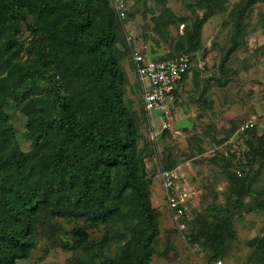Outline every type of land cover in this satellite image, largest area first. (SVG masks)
<instances>
[{
	"label": "rangeland",
	"instance_id": "obj_1",
	"mask_svg": "<svg viewBox=\"0 0 264 264\" xmlns=\"http://www.w3.org/2000/svg\"><path fill=\"white\" fill-rule=\"evenodd\" d=\"M116 1L109 0V7L115 14L117 52L127 78L124 104L139 127L138 151L153 182L150 200L158 212V236L150 264H212V248L206 238L197 244L191 240L196 234L210 235L211 229L233 233L219 257L224 264H264L248 246L264 236V4L242 12L244 0H122L124 8L118 10ZM23 16L33 25L32 16L26 12ZM204 18L207 20L201 24ZM13 35L9 27L1 44L0 80L10 69L26 71L33 66V56L27 53L31 40L27 25L19 23L17 36ZM236 42L238 49L228 56ZM183 44L182 52L192 56L183 85L185 99L173 107L164 129L158 112H152V120L143 111L142 87L133 69L131 49L155 58L170 57L180 53L177 48ZM54 74L50 68L47 76ZM60 87L65 95H72L81 84L61 79ZM17 88L51 127L55 119L51 87L26 81ZM251 117L256 118V129L236 138V149L223 146V140ZM3 139L24 154L33 148L27 117L0 83ZM170 167L180 169V192L188 195L185 231L189 233L179 232L166 204L161 173ZM231 176L236 182H231ZM124 206L131 217L128 202ZM126 226L124 222L105 226L41 218L34 249L16 264L86 261L80 251L71 249L78 242L76 231L83 229L90 242L106 245L122 238ZM111 244L105 250L107 256L118 252V244Z\"/></svg>",
	"mask_w": 264,
	"mask_h": 264
},
{
	"label": "trees",
	"instance_id": "obj_2",
	"mask_svg": "<svg viewBox=\"0 0 264 264\" xmlns=\"http://www.w3.org/2000/svg\"><path fill=\"white\" fill-rule=\"evenodd\" d=\"M257 3L264 4V0H244L241 11L248 12ZM23 12L33 17V25L26 23ZM115 21L109 0H0V60L9 27L15 37L19 23L27 25L31 38L27 53L33 56L30 69H10L0 80L27 117L33 141L32 150L24 154L6 139L0 140V264H16L29 257L41 218L127 225L122 238L108 240L106 245L90 242L83 229L76 231L78 242L71 249L87 258L76 264L151 262L158 212L150 200L153 182L138 151L139 127L124 104L127 78L119 62ZM238 47L236 42L228 56ZM185 48V44L179 45L177 55L157 59L189 54L182 52ZM50 68L55 71L51 77L47 76ZM61 79L76 81L81 88L65 95ZM26 81L51 87L55 110L51 127L43 122L34 103L18 94L17 87ZM142 107L145 112L143 102ZM259 141L263 146L262 136ZM230 179L236 182L234 177ZM125 202L131 207V217L123 211ZM209 231L210 235L196 234L191 240L197 244L205 237L214 263L233 233L230 229ZM111 243H117L119 249L116 255L107 256L105 250ZM248 246L264 263V236Z\"/></svg>",
	"mask_w": 264,
	"mask_h": 264
},
{
	"label": "built area",
	"instance_id": "obj_3",
	"mask_svg": "<svg viewBox=\"0 0 264 264\" xmlns=\"http://www.w3.org/2000/svg\"><path fill=\"white\" fill-rule=\"evenodd\" d=\"M116 7L118 10L123 9V1L117 0ZM131 59L135 75L142 87V102L147 116L152 119V112H158L163 128L167 129L173 107L184 102L185 96L182 94L183 85L192 67V56L190 54H180L171 59L159 60L148 57L137 49H133ZM255 126L256 118L251 117L239 125L235 134L223 146L228 147L230 145L231 148L236 149L235 139L253 130ZM237 155L239 154L237 153ZM236 173L240 175V171ZM180 181L181 174L179 168L164 170L161 173L162 187L166 204L171 212L172 221L179 232H183L186 230V198L188 195L180 192ZM212 264H224V262L217 260Z\"/></svg>",
	"mask_w": 264,
	"mask_h": 264
}]
</instances>
